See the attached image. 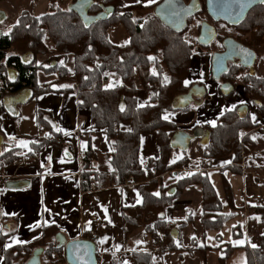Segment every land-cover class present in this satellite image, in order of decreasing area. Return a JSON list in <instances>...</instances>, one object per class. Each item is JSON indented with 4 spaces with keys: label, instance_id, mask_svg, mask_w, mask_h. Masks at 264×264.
<instances>
[{
    "label": "trees",
    "instance_id": "1",
    "mask_svg": "<svg viewBox=\"0 0 264 264\" xmlns=\"http://www.w3.org/2000/svg\"><path fill=\"white\" fill-rule=\"evenodd\" d=\"M47 1L49 9L42 18L37 19L30 13L23 12L9 32L0 36V100L26 93L27 99L32 101L38 95L51 92L52 86L38 85V71L58 74V82L73 84L69 91L76 93L81 109L91 111L92 128L102 131L112 150L106 156L107 166L101 170H97L92 164L95 160L94 153L88 150L80 174L82 191L89 192L94 188L100 190L107 184L123 185L130 180L139 186L142 205L122 209L121 229L124 240H128L134 231L144 229L153 245L160 246V253L193 252L191 249L178 248L176 243L181 242L180 235L176 239L171 236V230L178 229L177 233L180 234L191 223L192 214H188L185 223H176L171 227L167 226L165 219L166 210L179 201L187 187H201L202 214L199 221L203 237L210 230L219 232L228 219V216L222 214L220 200L209 181L208 172L197 171L192 176L182 173L178 181L167 189L162 186L161 177L168 172L189 168L192 163L187 156L178 163L170 161L173 150L170 140L176 135L177 127L174 123L163 120V116L190 110L175 111L171 105L175 98L188 91L186 82L195 48L185 40L183 33H172L152 13L145 20L133 21L132 13L139 6L120 8V0H102L103 6H113V14L108 21H99L86 27L74 12L63 10L56 0ZM75 1L72 0L71 3ZM199 1L202 13H205L206 0ZM94 5L89 12L91 16L101 11L100 5ZM155 5L147 8L152 11ZM121 11H125L124 15L119 14ZM119 24H123L128 32L127 44L122 47L112 44L108 39L109 29ZM241 27L250 31L254 28L262 29L260 37L264 44V4L256 6ZM47 40L50 45H47ZM43 57L45 62L41 66L37 59ZM70 58L73 59L72 69L67 67ZM110 74L117 76L121 85L106 90L103 83ZM141 89L148 96L143 107L137 105ZM38 116H41L37 120L41 126L43 114L38 113L37 118ZM126 122L132 124L131 131L124 133L120 126ZM250 129L248 120L240 121L233 111L222 114L218 123L207 129L210 136L202 150L204 162L201 167L206 170L213 160L230 156L234 158V164L243 161V156L258 148L248 134ZM153 134L157 136L160 153L156 161L149 163L157 167V182H154L153 175L143 173L138 160L140 138L142 135ZM47 141H40L32 146L33 157L39 154ZM10 145L7 152L0 156V167L3 170L19 159L15 147ZM228 170L233 174L242 173L234 167ZM225 185L227 198L232 202L230 187ZM254 210L264 223V208ZM159 231L162 235H159ZM56 234L58 232L50 229L49 235H44L37 243L28 244L24 249L17 247L9 252L5 251V264H25L26 259L41 247L47 248L42 256L44 264H65V258L60 257L58 261L53 258L56 254H62V250L56 249L53 243ZM259 241V249L252 254L248 252L247 264H264V237ZM197 243L198 241L193 245L196 246ZM195 250L206 254L211 248L198 245ZM226 250L228 254L219 260V264H224L229 254L234 253L229 246ZM133 259L135 264H152V255L149 253H135Z\"/></svg>",
    "mask_w": 264,
    "mask_h": 264
},
{
    "label": "crops",
    "instance_id": "2",
    "mask_svg": "<svg viewBox=\"0 0 264 264\" xmlns=\"http://www.w3.org/2000/svg\"><path fill=\"white\" fill-rule=\"evenodd\" d=\"M8 1H0V12L5 14V18L0 23V36L9 32L23 12L39 19L49 9L47 0H30L28 10L23 8L14 24L4 26L8 13L2 6L9 8L11 13L14 11ZM62 1L64 0H57L58 6L63 10L68 9L70 0L64 1L67 8L62 6ZM159 3L160 0H151V2L120 0L119 4L120 8L139 6L145 13L150 14L152 11L147 7ZM108 39L112 44L121 47L113 43L110 37ZM127 41L126 39V44ZM46 43L50 45L48 40ZM209 56L208 53H202L191 58V69L186 85L189 87L193 83L204 82L212 99L204 100L202 107L195 111L165 114L167 119L163 116V120L174 123L177 133L180 131L192 136L193 131L199 128L205 132L218 123V118L225 109L231 110L234 106V98L231 97L226 103L215 93V85L209 79L211 69ZM37 60L39 65L44 66L42 64L45 62V57ZM72 61L73 59L70 58L67 64L69 69H72ZM199 61H201L200 67H198ZM37 73L38 85L52 86L51 92L38 95L32 101L27 99L26 103L19 106H15L11 101L15 98L13 96L0 100V136L4 141L1 154L4 155L12 144L18 158L27 155L31 160L21 167H16L15 162L6 166L4 170L0 167V177L3 176L9 182L27 183L22 190H7L6 187L0 189V264L6 263L5 251L9 252L17 247L24 249L28 244L37 243L44 235L45 237L49 235L50 229L65 237L67 242L88 241L90 236H95L97 254L100 257L99 264H135L134 254L144 252L152 255L153 264H166V261L161 262L163 256L160 257L161 254L153 250L152 241L144 229L134 231L126 241L123 238L122 209L142 205L138 185L132 182L133 190L124 188L122 184H107L100 190L94 188L89 192L82 191L80 174L84 167L83 159L90 150L95 158L92 164L97 170L104 169L107 166L106 156L112 153L108 139L101 130L92 128L91 111L81 109L76 93L73 90L69 91L73 84L58 82V74H47L43 71ZM103 84L106 90L121 85L119 78L113 74L107 75ZM147 99L145 91L139 90L137 105L143 107ZM38 113L43 114L44 121L41 126L37 121L41 119V116L37 118ZM131 125L126 122L120 126V130L124 133L129 132ZM49 134L59 141H47L46 137ZM40 141H47V144L33 157L32 146ZM57 144H61L60 147L56 146ZM189 147V153L173 149L171 161L177 163L187 156L192 162L193 172L196 166L204 162L202 159L204 146L200 145L199 139H193ZM159 151L156 135H142L139 162L156 161L159 158ZM49 157L51 160L48 159ZM233 161L232 157L213 160L211 166L205 170L220 200L222 214L228 216V219L219 232L210 230L204 237L200 232L198 237L203 241L201 245L216 249L212 250L213 252H223L229 246L234 253L237 250H245L247 254L248 252L252 254L259 249V240L264 237V223L254 210V208H264V174L260 172L256 174L250 169L241 174H233L228 170L233 166ZM171 177V175L161 177L164 186L174 182ZM225 184L230 187L232 202L227 198ZM200 189L194 186L184 190L179 201L166 210L167 224L181 223L180 218L177 220L174 217L178 218L182 213L185 217L187 214L185 210L191 212L193 201L201 202ZM186 196L189 198L184 199ZM193 196L195 199L190 198ZM198 207V218L195 219L196 213L192 212V221L182 232L191 228L194 231L200 226L199 219L202 214L200 204ZM235 235L238 236L234 238ZM197 241L199 239L194 238V242ZM171 254L164 255V259L170 258ZM247 254L245 264H247ZM182 256L184 260L185 255Z\"/></svg>",
    "mask_w": 264,
    "mask_h": 264
},
{
    "label": "water",
    "instance_id": "3",
    "mask_svg": "<svg viewBox=\"0 0 264 264\" xmlns=\"http://www.w3.org/2000/svg\"><path fill=\"white\" fill-rule=\"evenodd\" d=\"M189 4H186L183 0H161L159 5H155L152 9V15H154L160 24L169 28L172 33H181L186 31L188 18L198 15L200 12V2L198 0H190ZM95 2L93 0H76L69 5L67 10H70L76 14L86 27L94 25L99 21H108L110 16L114 12L113 6L101 7V11L94 16H91L89 12L94 8ZM245 7L242 11L239 10L237 0H206L205 10L208 13L209 18L213 22L222 21L227 26L238 27L245 19L246 15L258 5H263L262 0H244ZM5 18L4 12H0V23ZM201 34L199 37L200 46H206L214 38V29L208 24L202 26ZM225 53H216L211 58V75L212 79L217 82L220 80V76L225 74L227 64L234 59H237L239 65L252 68L255 62V54L249 51L243 46H239L234 39L228 38L223 43ZM251 53V55H247ZM53 65V64H52ZM206 96L205 88L194 85L190 88L187 94L180 95L172 102V108L175 111L188 110L191 104H199L195 100L201 101ZM28 96L26 93H20L17 97L12 98L11 101L15 106L26 103ZM247 108L237 111L240 119H245ZM208 133H204L203 130L196 129L193 131V135H187L184 132H178L170 140V146L174 151L185 152L189 150V146L193 139H199L201 146H206ZM4 144L3 139L0 136V156L2 155V146ZM27 186V183L9 182L6 184V189L22 190ZM171 236L176 239L178 237L176 229L171 230ZM55 242L57 249L64 251V258H66L67 264H97L96 256V244L93 242H87L84 240H77L74 242H67L66 238L60 234L55 235ZM43 253V249L38 248L33 252L29 260L25 264H41L40 256Z\"/></svg>",
    "mask_w": 264,
    "mask_h": 264
},
{
    "label": "flooded vegetation",
    "instance_id": "4",
    "mask_svg": "<svg viewBox=\"0 0 264 264\" xmlns=\"http://www.w3.org/2000/svg\"><path fill=\"white\" fill-rule=\"evenodd\" d=\"M183 1L186 4H189L191 2L190 0H183ZM254 8L252 10H254ZM202 11L203 9L200 4V12L198 13V15L188 18L187 21L188 28L186 29V31L181 33H183L185 36V34L188 33V30L193 29L192 31L195 32V39H194L196 42L195 45H197V49L201 50L200 52L201 55L202 53H209L210 66H211V58L214 55H216V53H223L225 51L223 47V43L226 40H228V38L234 39L239 46L241 47L243 46L244 48H247L249 51L255 54L256 59L255 62L253 63L254 65L252 68L241 66L239 65L237 59H234L233 61H230L227 64L228 67L226 69L225 74H222L219 78L220 80H218L217 82H215L212 79V75H211L212 66H211V69L209 70V79L213 80L215 85V93L219 97H221L223 101L227 103L229 99H231V97L235 99L233 104L234 106H232L231 110L225 109L222 114H224L225 112L229 113L233 111L237 116V118H239L237 111L244 108V106H246L248 107L246 117L243 120L239 118L240 121L248 120L250 124L253 123V125L258 126L259 130H261V132L264 134L262 128L263 125L262 121H264V113L262 112L264 111V44L261 42L262 38L260 37V35L262 34V29L254 28L251 31L248 29H241L242 28L241 24L246 21L248 16L251 14V11L248 15H246L245 19L241 22V24L238 27L230 26V25L227 26L226 24L222 23V21L213 22L209 18L208 13H206V10L205 13H202ZM204 24H208L214 29V38L206 46H200L199 37L201 34V30L203 28L202 26ZM194 85H198L199 87L205 88L206 96H204V98L201 101L195 100L197 103H199L200 106H202L204 100L207 99V96H209L210 93L208 92L204 82L203 83L197 82L191 84L188 87V91ZM194 105H198V104H195L194 102ZM251 111L252 112L259 111L260 115L258 116L252 115ZM204 133H208V130L206 129ZM208 136H210V133H208ZM87 242H90L89 239ZM53 243L56 245L55 238L53 239ZM93 243H95V241ZM95 244L97 246V243ZM41 249H43V253L40 256V259H41V264H44V260L42 259V256L44 254V251L47 250V248L41 247ZM96 256L98 258L97 264H99L100 257L97 254V247H96ZM60 257L64 258L63 250L61 256H58L57 254L53 256V258L56 261L60 260ZM27 261H25V263ZM65 264H67L66 258H65Z\"/></svg>",
    "mask_w": 264,
    "mask_h": 264
},
{
    "label": "rangeland",
    "instance_id": "5",
    "mask_svg": "<svg viewBox=\"0 0 264 264\" xmlns=\"http://www.w3.org/2000/svg\"><path fill=\"white\" fill-rule=\"evenodd\" d=\"M64 1L67 2V0H64ZM64 1H62L63 2L62 3L63 4L62 6H64V8H67V6L64 3ZM71 1L72 0H70V3H71ZM93 1L97 5H100L101 7L103 6V4H101L102 3V0H93ZM56 2H57V0H56ZM7 3L11 7L14 8V11H12V13H11V10L9 8H7L4 5L2 6V8L6 9L7 10V13H8L7 20L5 21V24H3L4 26H8L9 24H11V25L14 24L16 22L15 20H16L17 16L19 14H21V11L24 10V9H27L28 10V8H29L28 6H29V4H31V1L30 0H9ZM103 7H106V6H103ZM124 13H125V11H121L119 14L120 15L121 14L124 15ZM147 15H148V13H145L143 11V9L136 8L134 10V12L132 13L133 21L135 19H143V20H145L146 17H147ZM192 30L193 29L188 30V33L185 34V40L188 41V42H190L193 45V47L195 48V53H194L195 55H197V54L198 55H201L200 54L201 50L200 49H197V45H195L196 44V42L194 40L195 39V32L192 31ZM127 33L128 32H127L125 26L123 24L122 25L119 24L118 26L116 25L114 28L109 29L108 38L110 37L111 38V41L113 43H116V44H118L119 46L122 47V45H125L126 44L125 43L126 42V39L128 40ZM208 55H209V53H208ZM199 62H200V64H199L198 67H200V65H201V61H199ZM210 81H211L212 84H214L213 80L210 79ZM210 96H211V93H210L209 96H207V99L206 100L212 99ZM25 105H27V104H25ZM198 105L191 104V106H190L191 107L190 108L191 109L190 112L191 111H195L199 107L200 108L202 107V106H200V105L198 106ZM224 106L226 107V105H224ZM23 107H26V106H23ZM24 109L25 108H23V111H24ZM251 113H252V115H257V116L260 115V112L259 111L258 112H252L251 111ZM262 124H264V122H262ZM249 131L250 132L248 134L251 135L253 141L256 142V144L258 145L257 146L258 148L252 149L246 156H243L242 157L243 158L242 159L243 161H240L239 163L233 164V166H231V167L232 168L234 167L236 169H239L242 172L243 171H247V169H250L251 171H255L256 174L259 173V172L261 174H264V171L263 170H260L259 171L260 168L264 167V134L261 132V130H259L258 126L253 125V123L251 124V129ZM186 152L189 153L190 151L189 150H186ZM171 157H172V155L170 154V161H171ZM181 159H183V158H181ZM181 159H180V161H181ZM180 161H178V162H180ZM171 162L172 163H175L173 161H171ZM200 166H201V164H200ZM200 166H196V168H194V171L193 172H192V168L189 167V168L181 169V171H179V172H175V171L168 172L164 176L166 177L168 175H171L172 176L171 178L174 179V182L173 183H176L178 181V178L181 177V174L182 173L189 174V176H192L197 171H201V172L205 171ZM231 167H229V168H231ZM157 175L158 174L156 172L152 176L153 179H154V182L155 181L157 182L158 179H159V176H157ZM167 185L168 186H171V184L170 185L169 184H166V186H164V185H162V186L167 189L168 188ZM197 187H199V186H197ZM189 188H191V187H189ZM200 188L201 187H199V189ZM225 190H226V188H225ZM195 197H196V195H195ZM188 198H189V196L184 197V199H188ZM190 198L195 199L194 196L193 197H190ZM199 204H200V201L199 202H198V200L193 201V203L191 204L192 207L190 208V206H189V208L191 209V212L189 210H188L189 212L187 210H185L186 213H187L185 217H184V215L182 213L181 215H179L178 218L177 217H174V218L177 219V220L180 218L182 220L181 223H183V222L185 223L187 221L186 220L187 219L186 218L187 215L188 214H191L192 212H195L196 214H195L194 218L197 219L198 216H199V214L197 213L199 211V207H198ZM192 216H193V213H192ZM192 216H191V218H192ZM171 225H174V224H172V223L167 224L168 227H171ZM201 229L202 228L199 226L198 229H196L194 231L191 228V229H188L186 231L184 230V232L181 231L180 234L177 233L178 236L179 235H180V237L182 236V239H181L182 241L176 243V245L178 246V248L180 247L182 249L186 248V249L193 250V252H188V251L187 252L186 251L182 252V254L185 255L184 256V260L182 259V257H183L182 254L177 253V251L171 252L172 253V254L170 253L171 254V257L165 260L164 259V255L165 254L160 253V249H159L160 246L159 245L154 246L153 245L154 244L153 241H152V248H153V250L155 252H159L161 254V255H159L160 257L163 256L162 259H161V262L162 261L163 262L166 261L165 262L166 264H219L220 258H224V256L226 254H228V251L226 249H224L223 252L220 251V253L213 252L212 251V250H216V249H211V251L209 250L210 253L208 251L206 254L204 252H201V251H198V250L196 251L195 250V248L198 245L203 244V241L198 237L199 233L201 232ZM176 231L178 232V229H176ZM159 235H162L160 231H159ZM194 238L199 239V241H198V243H197L196 246L193 245L194 244ZM246 254H247V252L245 250H237L236 253L229 254V257L226 260H224V264H245L246 263ZM166 255H168V254H166ZM26 261H27V259H26ZM159 261H160V259H159ZM22 264H24V263H22ZM152 264H153V262H152Z\"/></svg>",
    "mask_w": 264,
    "mask_h": 264
},
{
    "label": "built area",
    "instance_id": "6",
    "mask_svg": "<svg viewBox=\"0 0 264 264\" xmlns=\"http://www.w3.org/2000/svg\"><path fill=\"white\" fill-rule=\"evenodd\" d=\"M46 139L48 141H59L58 139H55L52 135H47ZM30 158L26 155V156H22L21 158H19L16 162L15 165L16 167H21L22 165H25L27 163H30ZM141 170L143 171V173L145 175H154L157 172V167L156 165H152L149 163V161H143V163H141L140 165ZM9 183V180H7L6 178L0 177V189H5L6 184ZM123 187L126 189H130L133 190V185L131 181L125 182L123 184ZM96 240L95 236H90L89 241L94 242Z\"/></svg>",
    "mask_w": 264,
    "mask_h": 264
},
{
    "label": "snow or ice",
    "instance_id": "7",
    "mask_svg": "<svg viewBox=\"0 0 264 264\" xmlns=\"http://www.w3.org/2000/svg\"><path fill=\"white\" fill-rule=\"evenodd\" d=\"M138 2H139V0H138ZM150 2H151V0H150ZM262 2H264V0H262ZM237 4H238V7H239V10L240 11H242L243 9H244V7H245V4H244V0H237ZM247 55H251V53H247ZM150 59H152V58H150ZM187 83V82H186ZM165 119H167V117L165 116ZM49 160H51V157H49L48 158ZM103 242V241H102Z\"/></svg>",
    "mask_w": 264,
    "mask_h": 264
}]
</instances>
